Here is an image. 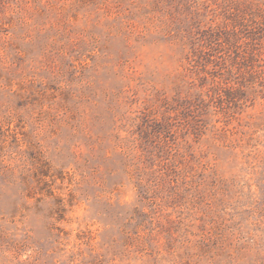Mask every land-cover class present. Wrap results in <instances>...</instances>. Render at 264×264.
I'll list each match as a JSON object with an SVG mask.
<instances>
[{"label":"rangeland","instance_id":"1","mask_svg":"<svg viewBox=\"0 0 264 264\" xmlns=\"http://www.w3.org/2000/svg\"><path fill=\"white\" fill-rule=\"evenodd\" d=\"M0 264H264V0H0Z\"/></svg>","mask_w":264,"mask_h":264}]
</instances>
